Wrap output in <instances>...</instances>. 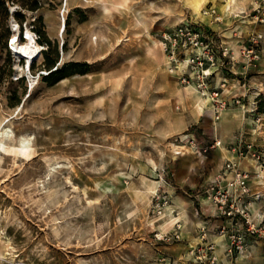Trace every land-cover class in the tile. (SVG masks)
Instances as JSON below:
<instances>
[{
	"label": "rangeland",
	"instance_id": "obj_1",
	"mask_svg": "<svg viewBox=\"0 0 264 264\" xmlns=\"http://www.w3.org/2000/svg\"><path fill=\"white\" fill-rule=\"evenodd\" d=\"M190 1L0 0V264H264V199L221 204L216 187L209 197L239 143L264 153V74L228 64L203 90L161 44L191 21L237 53L252 31L264 35V0ZM212 7L217 19L203 12ZM15 23L41 46L28 70L8 45ZM223 77V95L242 96L215 119ZM240 160L257 166L250 153Z\"/></svg>",
	"mask_w": 264,
	"mask_h": 264
},
{
	"label": "built area",
	"instance_id": "obj_2",
	"mask_svg": "<svg viewBox=\"0 0 264 264\" xmlns=\"http://www.w3.org/2000/svg\"><path fill=\"white\" fill-rule=\"evenodd\" d=\"M255 22L258 20L264 22V12L259 9L256 10ZM204 13L214 14L212 16L217 19L216 10L214 7L212 9H204ZM262 37L261 31L254 30L250 33L247 38V44L239 47V51L234 53L230 47L226 45H220V48L214 44V37L212 33V45L205 32L204 27L200 24L193 23L191 21H185L175 28L165 31L161 35V44L164 52L167 55L169 62L177 63L175 67H180L181 62L184 64V68L190 66L194 70L197 79V85L201 89H206L205 79L211 74L212 76L219 73L221 69L227 68L229 64L231 67L236 63L241 66V73L246 74L250 69H254L257 66L260 59V42ZM10 39L8 40L9 48L13 49L10 44ZM231 70V69H230ZM242 76L243 78L245 76ZM185 80V77H183ZM222 81V82H221ZM221 83L218 86L212 88L211 99H212V111L215 119H218L222 111L225 109L229 100L237 104L240 103V95L232 94L229 97L223 95L224 91L228 89L226 86L227 79L221 78ZM239 80H237V83ZM244 85V84H243ZM257 94L264 95V86L257 89ZM243 106V104H241ZM256 109V102H252L251 109L254 111ZM256 113V128L260 129L262 115L258 112ZM240 142V141H239ZM219 141H214L213 145H218ZM237 146V157L228 158L223 164L221 173L210 181V199H212V189L217 188L216 199H220L219 202L224 204L227 199H242L241 197L250 195V171L241 166V158L245 157L248 153L254 158L257 166L264 167V153L256 150L253 143H245ZM235 149V148H234ZM221 184V185H220ZM255 196H259L257 193ZM246 208V205H244ZM244 208H241L240 213H245Z\"/></svg>",
	"mask_w": 264,
	"mask_h": 264
},
{
	"label": "bare ground",
	"instance_id": "obj_3",
	"mask_svg": "<svg viewBox=\"0 0 264 264\" xmlns=\"http://www.w3.org/2000/svg\"><path fill=\"white\" fill-rule=\"evenodd\" d=\"M190 2L194 3V5L196 7H198L201 3L200 0H191ZM231 2L234 3L235 0H229V3H231ZM228 6H229V4H228ZM62 25L64 26V17L60 18V27ZM12 29H13V33H12V36L10 39V44H11L12 49H13V55H15L18 59L22 58L24 60V62H23L21 67L28 70L30 68L32 61L39 55L40 50H41V46L35 40L32 32L29 30V28L25 29V31H24L25 35L23 36V40H21V38H20V29H19L18 24L15 23L14 28H12ZM16 66H17V64H16ZM2 135H4V136L9 135L7 128L3 129ZM27 143H28V139H26L24 137H22L19 141V148H18L19 150H17V151L18 152L20 151L24 156H28V154H29V152H23L24 151L23 149H25V146L27 145ZM27 147H29V146H27ZM17 151H16V153H17Z\"/></svg>",
	"mask_w": 264,
	"mask_h": 264
},
{
	"label": "crops",
	"instance_id": "obj_4",
	"mask_svg": "<svg viewBox=\"0 0 264 264\" xmlns=\"http://www.w3.org/2000/svg\"><path fill=\"white\" fill-rule=\"evenodd\" d=\"M258 73H262L264 74V57H262L258 63ZM262 118H264V114H261ZM262 131L260 132V135L262 136V139H264V129H261ZM229 154L230 151L226 150ZM250 172L252 171H256L258 172V175L256 176L258 179L257 181L254 180L252 174L249 180V185H250V192L252 195L253 199H264V167L260 168L256 165L253 166H247L246 167ZM183 181H185V179H183ZM195 179H189L187 181V184L194 186L195 184H197V182H195ZM193 182V183H192ZM204 182H206V180H203L202 183H200L199 185L204 184ZM257 193H259V196H255ZM199 199H204L202 197L199 196ZM209 207L212 209V203L209 204ZM211 217H212V213H211ZM212 235V234H210Z\"/></svg>",
	"mask_w": 264,
	"mask_h": 264
},
{
	"label": "trees",
	"instance_id": "obj_5",
	"mask_svg": "<svg viewBox=\"0 0 264 264\" xmlns=\"http://www.w3.org/2000/svg\"><path fill=\"white\" fill-rule=\"evenodd\" d=\"M47 41V40H46ZM72 64L64 65L58 69L50 71L47 77H53V79H59L67 75L66 70L71 67ZM46 77V78H47ZM257 112H264V96H260L257 103Z\"/></svg>",
	"mask_w": 264,
	"mask_h": 264
}]
</instances>
